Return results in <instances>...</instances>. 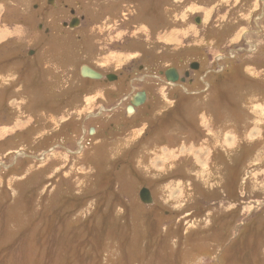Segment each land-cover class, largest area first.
Listing matches in <instances>:
<instances>
[{"label":"rangeland","instance_id":"374dc122","mask_svg":"<svg viewBox=\"0 0 264 264\" xmlns=\"http://www.w3.org/2000/svg\"><path fill=\"white\" fill-rule=\"evenodd\" d=\"M113 1L0 96V264H264V0Z\"/></svg>","mask_w":264,"mask_h":264},{"label":"flooded vegetation","instance_id":"af4514ba","mask_svg":"<svg viewBox=\"0 0 264 264\" xmlns=\"http://www.w3.org/2000/svg\"><path fill=\"white\" fill-rule=\"evenodd\" d=\"M111 1L112 0H0V5L3 6L1 19L5 21L6 24H13V26H17L21 14L20 8L21 10H24L25 8L27 12L23 17L25 18L26 23H28V25L26 26L27 30L29 31L27 40L33 44L39 43L41 47H45L46 44H48V42H45L46 40L50 41L53 38L55 40H65L69 32L70 34L77 32L78 34L76 38L78 40H81L82 38L91 35L90 29L92 27L96 28L100 26L102 28H112L115 27V25H118L119 28L124 27L126 24H128V22L131 21L130 18L127 19L126 14L124 19L120 20V22H118V20L115 21L114 19V24L112 22V17L106 15L108 7L110 8L120 5L116 4L117 2ZM160 3L161 1L159 2V5ZM89 6L90 8H88ZM120 11H124V9H120ZM89 24L90 28L87 29V27H89ZM55 36H57V38H55ZM43 42H45L46 44ZM125 45L126 44L123 43L122 47L124 49H127L128 47H126L127 45ZM34 53L36 55V52H31L32 55ZM192 64H198L199 68L194 70L191 69L190 66V69L192 71H186L184 76H182L178 68L171 67L173 69H176L179 74L178 82L185 83L186 81H190V72L195 73L199 71L200 64ZM111 75L114 74L111 73ZM182 79H184L185 81L182 82ZM117 80H119L118 76L115 81ZM104 81H107V79H104ZM190 83H192V80L190 81Z\"/></svg>","mask_w":264,"mask_h":264},{"label":"crops","instance_id":"0c3cea01","mask_svg":"<svg viewBox=\"0 0 264 264\" xmlns=\"http://www.w3.org/2000/svg\"><path fill=\"white\" fill-rule=\"evenodd\" d=\"M22 6V5H21ZM3 8L0 6V12ZM21 16H24V14L27 12L24 8V10H21ZM23 17H20L18 25L17 26H23L25 28V32H27V24H25L22 19ZM7 26H10L11 24H6ZM198 25V24H197ZM6 33H3L5 35ZM25 41L20 40H13V38H6L2 41H0V96H2V92L8 89H12L13 86L16 87V89L19 88V81L22 79V76L24 75L25 79H30V75H36L40 78V82L43 86H48V74L40 64H35L32 61H29L28 59H23L21 57L22 52L25 48L31 46L30 44H33L27 40V37L29 36V31L26 35H24ZM1 38V37H0ZM11 39L13 40L12 43ZM24 44V45H23ZM26 44V45H25ZM35 49V48H34ZM29 50H31L29 48ZM22 79V80H25ZM1 101V99H0ZM2 105V102H1ZM20 106V104H19ZM20 108L18 111L20 112ZM17 110L14 113L18 112Z\"/></svg>","mask_w":264,"mask_h":264},{"label":"water","instance_id":"95a60500","mask_svg":"<svg viewBox=\"0 0 264 264\" xmlns=\"http://www.w3.org/2000/svg\"><path fill=\"white\" fill-rule=\"evenodd\" d=\"M196 24H200L201 23V19L198 17L196 18ZM199 66L198 64H192L191 65V69H198ZM166 79L168 80V82H171V83H176L179 81V74L177 72L176 69H168L165 73H164ZM81 76L83 78H86V79H90V80H94V81H101V80H104V79H107V81H115L117 79V76L115 75H107V76H104L103 74H101L100 72L90 68L89 66H82L81 68ZM182 82H184L185 80L182 79L181 80ZM146 101V93L145 92H141L139 94H136L133 99H132V107H130L128 109V112L129 114L133 113V110L136 106H140L142 105L144 102ZM140 198H141V201L145 204H151L153 203V198H152V195L150 193V191L148 189H142L141 192H140Z\"/></svg>","mask_w":264,"mask_h":264},{"label":"bare ground","instance_id":"6f19581e","mask_svg":"<svg viewBox=\"0 0 264 264\" xmlns=\"http://www.w3.org/2000/svg\"><path fill=\"white\" fill-rule=\"evenodd\" d=\"M167 80V79H166ZM168 81V80H167ZM146 98H147V96H146Z\"/></svg>","mask_w":264,"mask_h":264}]
</instances>
